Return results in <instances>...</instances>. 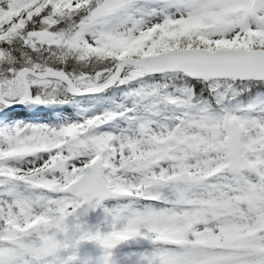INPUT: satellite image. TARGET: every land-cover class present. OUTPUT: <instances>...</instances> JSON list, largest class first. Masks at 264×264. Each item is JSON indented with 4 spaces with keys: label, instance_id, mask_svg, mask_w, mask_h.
<instances>
[{
    "label": "snow or ice",
    "instance_id": "6c2138e0",
    "mask_svg": "<svg viewBox=\"0 0 264 264\" xmlns=\"http://www.w3.org/2000/svg\"><path fill=\"white\" fill-rule=\"evenodd\" d=\"M0 264H264V0H0Z\"/></svg>",
    "mask_w": 264,
    "mask_h": 264
},
{
    "label": "rangeland",
    "instance_id": "374dc122",
    "mask_svg": "<svg viewBox=\"0 0 264 264\" xmlns=\"http://www.w3.org/2000/svg\"><path fill=\"white\" fill-rule=\"evenodd\" d=\"M52 115V111L51 110H44V111H39L37 113V120L38 121H43V120H47L50 119Z\"/></svg>",
    "mask_w": 264,
    "mask_h": 264
}]
</instances>
